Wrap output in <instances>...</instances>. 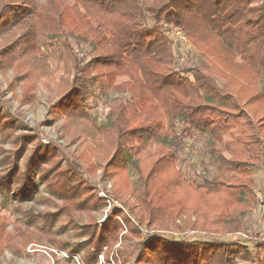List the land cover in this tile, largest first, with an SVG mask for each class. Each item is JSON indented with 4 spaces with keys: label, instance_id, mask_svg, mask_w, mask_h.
I'll return each mask as SVG.
<instances>
[{
    "label": "trees",
    "instance_id": "trees-1",
    "mask_svg": "<svg viewBox=\"0 0 264 264\" xmlns=\"http://www.w3.org/2000/svg\"><path fill=\"white\" fill-rule=\"evenodd\" d=\"M0 23L10 31L19 30L18 38L31 49L36 67L29 70L49 76L52 61L64 65L71 87L60 97L57 108L67 117L68 127L84 128L82 133L97 145L107 144L103 153L115 160V175L134 168L139 179L151 184L144 189L147 197H158V204L168 205L173 222L188 213L198 216L201 225L208 218L211 225L221 224L228 230L244 225L249 210L258 203L256 173L264 168V87L259 85L264 76V2L0 0ZM175 32L187 37L201 57L172 37ZM210 58L217 63L219 74L220 69L229 73L221 74L228 77L224 85L216 83ZM239 66L251 74L246 82L258 86L249 95L239 90L243 84L235 78L241 74ZM26 70L18 67L17 73L29 78ZM96 100L107 110L104 122L91 113L95 105L90 102ZM246 107L261 112L258 122ZM196 134L206 136L201 154L210 160L215 170L212 175L205 171L190 175L180 166V154ZM39 146L24 171L17 162L24 156L23 144L14 151H3L4 156L0 153L5 170L0 194L11 192L15 184L26 198L39 191L32 170L53 160L59 150L55 146L43 158L49 147L40 155ZM79 168L70 161L66 168L69 177L61 173L53 177L58 186L42 177L49 194L63 201L56 204L55 211L31 209L20 218L63 251L66 243L57 241L56 233L66 230V224L54 230L59 218L64 215L73 224L75 212L99 204L86 206L79 199L81 183L72 184L73 178H80ZM183 208L190 211H180ZM154 209L147 199L148 222L162 223L163 217H157ZM257 227L247 230L254 233ZM120 228L115 223L101 228L102 232L90 226L77 233L95 241L94 251L80 263H98L104 254L110 261L108 244L117 239L114 231ZM138 231L137 227L128 230L132 234ZM8 237L0 226V254L8 248L20 249L8 243ZM144 238L135 245L140 249L135 257L138 264H264V255L259 258L258 248L264 245L260 243L251 247L221 238L174 239L157 232ZM78 250L73 247L67 254L76 255ZM113 256L117 264L127 261L125 256L119 263Z\"/></svg>",
    "mask_w": 264,
    "mask_h": 264
},
{
    "label": "rangeland",
    "instance_id": "rangeland-1",
    "mask_svg": "<svg viewBox=\"0 0 264 264\" xmlns=\"http://www.w3.org/2000/svg\"><path fill=\"white\" fill-rule=\"evenodd\" d=\"M263 2L264 0H255V3L258 4ZM18 35L19 30L10 31L5 23H0V153L14 151L23 144L25 153L17 162L21 171H24L27 170L30 155L38 145H40L39 149L42 148L39 152L40 155H44L45 148L49 147L43 158L51 152L53 147L56 146L59 150L57 157H54L53 160H47L50 159L47 158L46 164L41 163L39 168H33V181L39 187V191L33 198L24 197L23 190L16 184L11 192L0 194V226H4L6 232L9 233L8 243L17 244L20 248L18 251L14 248L4 250L0 254V264H82L80 262L87 261L89 255L94 251L95 241L92 242L86 234V236H78L77 233L90 226L98 227L100 232H102L101 228L111 224L119 223L122 226L117 232L114 231L117 239L108 244L107 257L110 261L105 260L104 254L103 259L99 258L98 263L94 264H117L113 254L117 256L119 263H122V257L126 256L125 264H138L135 257L140 253V249L137 250L135 245L142 243V238L145 235L148 236L155 232L165 234L173 232L172 235H175L176 238L184 236L192 240L194 239L192 233H200L195 231L203 232L199 236H208L205 233L223 234L228 230L224 229L221 224L211 225V218L207 219L205 225H201L198 216L188 213L182 214L173 222L168 205L163 207L161 202L158 204V197L155 199L154 196L147 197L148 192H144V189H149L151 184L146 183L144 178L139 179V174L134 168L129 167L127 172L115 175L113 173L116 171L113 164L115 160H111V154L103 153L104 146L107 144L97 145L93 138L82 133L84 128L78 127L75 130L71 126L68 127L67 117L63 111L57 108L60 97L71 87V78L69 75L66 77L64 65L52 61L53 73L49 76H42L38 69L29 70L36 67L33 53L31 49L25 48L27 44H22ZM172 37L181 39L187 49H192L195 54L200 56L187 37L177 32ZM21 53H25L22 58ZM209 63L215 71L212 75L216 83L218 85L227 83L228 77L225 78L222 75L229 73L220 69L219 74L216 71L218 65L211 58ZM18 67H21V71L27 69L26 71L30 72L29 78L19 75ZM238 70L241 74H235V78L243 82L240 84L239 90L242 95H249L258 86L257 84L249 85L246 82L251 79L247 68L239 66ZM259 85L264 87V76ZM90 103L95 105L91 113L96 116L98 121L104 122L107 110L102 101L96 100ZM246 109L258 122L261 112L253 107H246ZM66 127L75 130L76 134L72 135ZM195 137V140L194 138L188 140L180 154V166L190 175H194L195 172L204 173V171L205 174L212 175L215 170L210 165V160L205 153L201 154L206 136L196 134ZM193 143L195 145H192ZM1 154L0 161L2 155L4 156ZM70 161L77 162L81 171L80 178H73L72 183L73 185L81 183L79 199L84 200L83 203L86 206L96 205L97 202L99 204L96 208L75 212L74 216L77 221L73 224L68 223L67 219L69 218L64 215L59 218L54 228L55 231L63 223L66 224V230L56 233V240L66 243L67 246L64 248L65 252H61L59 251L61 248L57 244L48 243L46 237H39V232L35 227L25 226L20 218L25 217L22 214L24 211L34 209V212H53L57 208L56 204L59 206L63 204L61 199L53 198L49 194L47 185L42 182V177H46L47 181L50 180L54 183L53 177L56 174L61 173L64 174V178L69 177L70 174L67 173L66 168L70 165ZM33 164L36 163L33 161ZM51 167L53 168L52 173L49 172ZM4 172L0 162V177ZM256 174L257 191L264 193V168H261ZM55 185L59 184L55 183ZM144 194L145 196H143ZM147 199L153 203L155 215L159 218L163 217L162 223L148 222L149 216L145 212ZM262 200L264 201V195ZM252 209L249 210V214L244 219V225L240 229L247 231L264 221V214L254 213ZM171 211L175 212V208ZM180 211L190 210L183 208ZM131 227H137L138 233L128 232ZM146 239L145 237L144 240ZM254 241H256L255 238ZM259 243L264 244L263 241ZM73 247H78L80 250L76 255H67ZM258 251L260 258L264 255V245H261ZM120 252L125 255L123 254L121 257Z\"/></svg>",
    "mask_w": 264,
    "mask_h": 264
},
{
    "label": "built area",
    "instance_id": "built-area-1",
    "mask_svg": "<svg viewBox=\"0 0 264 264\" xmlns=\"http://www.w3.org/2000/svg\"><path fill=\"white\" fill-rule=\"evenodd\" d=\"M256 195L258 197V203L252 207V211L254 213H261V214H264V201L262 200L263 199V193L261 191H257L256 192ZM195 232H200V233H203L201 231H195ZM157 233H161L165 236H168L170 238H176L175 235H172L173 232H167L168 234H165V233H162V232H157ZM200 233L198 234H193V238L194 239H197V240H213V239H216V238H221V239H224L226 241H234V242H239V243H242L244 245H248V246H253L252 244L254 243H259L261 241L264 242V221L260 222L256 231L253 233L251 232L250 230H247L246 229H233V230H226L225 233L223 234H212V233H205L207 234L208 236L206 235H200ZM171 234V235H169ZM184 237V236H183ZM254 237L255 240L257 241H254ZM181 237H178L176 239H179ZM186 238V237H185ZM261 240V241H260ZM61 252H65L63 250H59ZM68 255V254H67Z\"/></svg>",
    "mask_w": 264,
    "mask_h": 264
}]
</instances>
